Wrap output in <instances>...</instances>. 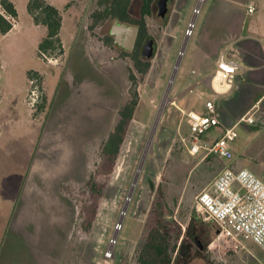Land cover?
I'll return each instance as SVG.
<instances>
[{
	"label": "rangeland",
	"instance_id": "rangeland-1",
	"mask_svg": "<svg viewBox=\"0 0 264 264\" xmlns=\"http://www.w3.org/2000/svg\"><path fill=\"white\" fill-rule=\"evenodd\" d=\"M47 1L62 14V55H39L43 34L32 32L28 0H14L19 26L9 36H0V198H19L14 213L5 202L0 205V264H140L147 231L155 225L170 241L172 264H264V251L253 241L232 227L223 231L195 209L199 195L232 167V160L204 152L192 156L182 142L190 136H184L186 124L180 127L183 114L177 98L193 87L192 54L208 5L197 14V0H173L165 19L157 14L147 18V36L156 41V51L143 60L150 68L141 73L134 57L113 45L109 30L114 20L95 19L103 0ZM141 3L132 0L133 14ZM227 55L243 68L259 66L262 71L241 70L226 107L222 96L214 94L221 101L217 108L223 124H231L256 94L241 79L264 74V55L257 60L233 47ZM33 71H43L46 77L30 75ZM134 89L139 104L113 172L96 177L102 191L89 225L92 213L80 214L81 201L84 193L92 201L88 182L101 161L102 144L122 107L134 98ZM201 89L188 91L179 104L186 97L194 100ZM32 90L40 96L35 106ZM25 98L33 119L45 122L43 129L25 114ZM252 110L254 124L237 128L239 137L231 149L233 160L251 164L249 168L264 178V99L246 114ZM48 191L62 196L69 214L60 217L47 210L39 227L32 211L19 208L20 200L48 196ZM88 205L86 199L85 208ZM60 218L68 219V226Z\"/></svg>",
	"mask_w": 264,
	"mask_h": 264
},
{
	"label": "crops",
	"instance_id": "crops-1",
	"mask_svg": "<svg viewBox=\"0 0 264 264\" xmlns=\"http://www.w3.org/2000/svg\"><path fill=\"white\" fill-rule=\"evenodd\" d=\"M10 1L13 2V4L16 7L14 0H10ZM197 1H198L197 7H199L200 9L202 6L208 5V13L205 19L203 20L202 28H201L202 30H200L199 32L196 47L194 48V54H192L195 59L194 61L195 65L193 68V72L195 74L193 75L189 83L192 84L193 87H190L189 89L188 87L185 88V90L177 98V104H178L177 107L179 109L196 110L201 113H207L208 111L205 106L207 101L214 100L216 107L217 104L220 105L221 103V101H218L217 97L214 96V94L216 95L218 91L216 89L214 77L217 73L218 61L222 54H225L227 58L235 60L237 63H239L240 69L238 71L237 78L242 77L243 74L241 70H244V72L255 71V73L257 72L260 73V71H262V68H259V66L256 67L249 66L243 68L240 62L236 58H234L233 55L232 56L227 55V50L229 47H233L236 48L238 52L240 53L245 52V54H248L250 57H253L254 59L257 60L263 59L264 42L262 41H264V39L262 40V38L264 37V0H203L201 1L202 4L201 6H198V3L200 2L199 0ZM48 3L51 4L50 2ZM251 5L256 8L255 13L253 14H249L248 12V8ZM19 23H20L19 20H17L14 23L13 29L8 34L0 35V36L6 37L12 34L14 31H16L17 27L19 26ZM31 29L32 32L43 34V38L38 44V49H39V45L47 37L48 34L47 27L36 24L34 18L32 17ZM60 38H61V31H60ZM61 41L63 44L62 38ZM50 63L51 62H48V64ZM33 72L39 73L42 76L46 77V73H44L43 71H33ZM241 80L243 85H245V87L254 88L256 90V94L251 99H249L248 102L244 105V110L242 112H239L238 114H234L232 120L233 122L231 121L232 122L231 124L222 123L220 127L212 129L203 137V141L211 143L216 139L220 138L222 136L225 127L233 126L242 117V115L246 114V112L249 109H252L256 105V103L259 104L260 100L264 98V74L255 77L246 76ZM27 83H28V79H27ZM202 87L204 89H209L211 93L209 95L206 94L205 90L201 89ZM197 88H200L201 90L200 91L198 90L199 93L197 94L196 98H194V100H191L189 97H186V99L183 100V103L179 104V101L189 93L188 91L192 90L191 93H194L193 89L195 90ZM27 90H28V84H27ZM233 92H234V86L232 87L231 91L228 94L226 95L219 94L220 96H222L220 100H222L224 107H226V102L228 100L227 97L233 94ZM25 103H26V106L24 107L25 114L29 116L31 122L34 121L36 122V120L33 119L32 117V112L27 105L26 98H25ZM217 112H218V108H217ZM47 114H49V112ZM218 115L221 120L223 115H221V113L219 112ZM43 120H45V117ZM44 123L43 121H41V123H38V126L43 129V127L45 126ZM180 124H181L180 125L181 129L183 124L187 125L188 128L186 130L188 133L184 136L185 137L190 136L189 123L184 115H182V119H180ZM234 143L235 141L231 144V146ZM85 144L83 143L82 146H85ZM249 165L251 164H247L243 160L235 158L230 162L229 166H232L231 168L236 170L241 168H248L251 170V168H249ZM260 172H262V170L259 171V173ZM60 199H62V196L58 192H56V194L54 195H51L48 191V196L37 195L35 197L21 198L19 208H21V210H23L24 212L32 211L33 215H35L36 217L34 224H37L39 227H41L44 226L45 223V218H42V216L44 217L45 214L48 213L47 210H50L51 212L53 210L58 212L59 213L58 215L60 217H62L63 215L67 216L69 214L68 211H64ZM52 200H53V205H55V207L52 206ZM18 201L19 198L16 201L15 199L2 197L0 198V205L2 204L1 202H5L6 205H9L11 209H13V213H14L17 208ZM12 217L13 214L10 216V221ZM59 221L62 224L68 226V219L60 218ZM55 224H57V222H55Z\"/></svg>",
	"mask_w": 264,
	"mask_h": 264
},
{
	"label": "built area",
	"instance_id": "built-area-1",
	"mask_svg": "<svg viewBox=\"0 0 264 264\" xmlns=\"http://www.w3.org/2000/svg\"><path fill=\"white\" fill-rule=\"evenodd\" d=\"M199 11L200 8L197 7L195 12L198 14ZM255 11L254 6H249V14H253ZM0 13L5 15L1 4ZM239 69L240 65L235 60L227 58L225 54L220 56L216 75L221 74L222 80L217 95H226L231 91ZM34 90H32L35 96L32 102L33 106L40 99ZM205 106L207 113L180 109L186 117L190 129V138H182V142L186 144L192 156L204 152L222 160H233L234 153L231 144L239 137L237 128L243 123L254 124V109L253 112L250 111L242 116L233 126L225 127L222 136L209 143L203 141V137L212 129L220 127L222 122L214 100L207 101ZM195 209L198 215L217 223L223 231L229 232L232 227L245 239L253 241L264 251V179L252 170L225 168L213 183L199 195Z\"/></svg>",
	"mask_w": 264,
	"mask_h": 264
},
{
	"label": "trees",
	"instance_id": "trees-1",
	"mask_svg": "<svg viewBox=\"0 0 264 264\" xmlns=\"http://www.w3.org/2000/svg\"><path fill=\"white\" fill-rule=\"evenodd\" d=\"M102 1V0H101ZM153 0H144L141 15L143 18L138 19L128 13L130 0H103L100 2L102 10L96 13L95 19L98 21L106 20L107 18L117 19L122 22H128L129 24L138 25L141 28L138 49L131 55L134 57L136 68L141 73H146L150 68V63L145 62V58H142L141 45L147 37L146 29V15H151V4ZM0 4L5 10V15L0 13V35L8 34L17 21L18 12L10 0H0ZM28 11L34 18L36 24L47 27V37L39 45V55L43 57L47 54L51 56L62 55L63 44L60 38V31L62 27V15L60 11L53 5L49 4L46 0H29ZM10 17V18H8ZM129 54V53H123ZM30 75L38 77L37 73L31 72ZM134 79L133 76H131ZM134 98L126 103L119 112V121L114 127L113 131L108 135L101 147V161L97 167L95 174L88 182V188L92 195V201L85 197V193L82 199L83 208L80 209V214L85 215L92 213L88 218V224L94 218L97 201L101 197V185L96 181L98 175H109L113 172L116 161L120 154L122 145L127 136L129 127L134 118L136 108L139 104V94L136 89L133 91ZM42 107V106H40ZM96 195H95V193ZM86 199L89 201L88 207L85 208ZM86 224V223H85ZM84 223H81V227L86 229ZM89 224V225H90ZM217 224V223H216ZM87 226V228L89 227ZM218 225V224H217ZM219 227V226H218ZM230 240L235 243V240L230 237ZM170 241L165 234L162 233L159 225L150 227L147 231L146 242L138 255V261L140 264H172V257L170 253ZM181 249V248H180ZM182 254V250L180 251Z\"/></svg>",
	"mask_w": 264,
	"mask_h": 264
},
{
	"label": "water",
	"instance_id": "water-1",
	"mask_svg": "<svg viewBox=\"0 0 264 264\" xmlns=\"http://www.w3.org/2000/svg\"><path fill=\"white\" fill-rule=\"evenodd\" d=\"M168 11H169L168 0H160L159 16L162 18H165L168 14ZM194 20L191 24V27L194 26ZM110 32L112 35L116 36L115 42L117 44L126 48L127 50H133L137 42V39H138L139 27L115 21L111 27ZM182 54H183V50H182L181 55ZM142 56L146 59H150L154 56V40L153 39H150L149 41L146 42L144 49L142 51ZM179 66H180V60L178 61L177 66L175 68L174 77L177 73ZM174 77L171 81L170 86H172ZM196 243L199 245V247H202L201 246L202 244L199 240H196Z\"/></svg>",
	"mask_w": 264,
	"mask_h": 264
},
{
	"label": "flooded vegetation",
	"instance_id": "flooded-vegetation-1",
	"mask_svg": "<svg viewBox=\"0 0 264 264\" xmlns=\"http://www.w3.org/2000/svg\"><path fill=\"white\" fill-rule=\"evenodd\" d=\"M131 2H132V0H130V5H129V8H128V13L131 15V16H133V17H137L138 19H141V18H143L142 17V15H141V8H142V5H143V2H144V0H142V3H141V6H140V10H139V12L137 13V14H133L132 12H131ZM159 2H160V0H153L152 1V4H151V15H146L145 16V18H146V20H147V18L148 17H151V16H154L155 14H157L158 16H159ZM173 3H174V1L173 0H168V6H169V11H168V14H167V16L171 13V10H172V7H173ZM156 12V13H155ZM166 16V17H167ZM160 17V16H159ZM165 17V18H166ZM161 19H165V18H162V17H160ZM107 21L108 20H112L111 18H107L106 19ZM114 21H113V23L115 22V21H118V22H120V23H125V24H128V25H133V24H129L128 22H122V21H119V20H117V19H113ZM112 23V24H113ZM133 26H137V27H139L138 25H133ZM112 27V26H111ZM111 28H110V30H109V36L112 38V41H113V45L116 47V48H118V49H120L122 52L121 53H129V54H132V53H134L135 51H137V49H138V40H139V36H140V32H141V28L139 27V35H138V39H137V42H136V44H135V47H134V49L133 50H127L126 48H124V47H122V46H120L119 44H117L116 42H115V40H116V36L115 35H112L111 34ZM150 39H153V38H151L150 36H147L146 37V39H145V41L142 43V45H141V48H140V50H141V54H142V51H143V49H144V46H145V44H146V42L147 41H149ZM154 40V39H153ZM155 51H156V41L154 40V54H155ZM202 247H199L201 250L204 248V246L203 245H201Z\"/></svg>",
	"mask_w": 264,
	"mask_h": 264
},
{
	"label": "bare ground",
	"instance_id": "bare-ground-1",
	"mask_svg": "<svg viewBox=\"0 0 264 264\" xmlns=\"http://www.w3.org/2000/svg\"><path fill=\"white\" fill-rule=\"evenodd\" d=\"M221 74L219 75H216V77H214V82H215V84H216V89L218 90V91H220V84H221Z\"/></svg>",
	"mask_w": 264,
	"mask_h": 264
}]
</instances>
